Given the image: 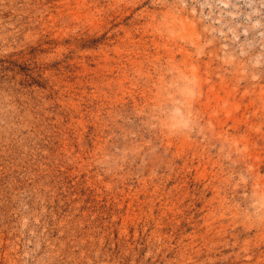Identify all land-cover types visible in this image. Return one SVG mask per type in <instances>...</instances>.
<instances>
[{
	"label": "rangeland",
	"instance_id": "374dc122",
	"mask_svg": "<svg viewBox=\"0 0 264 264\" xmlns=\"http://www.w3.org/2000/svg\"><path fill=\"white\" fill-rule=\"evenodd\" d=\"M0 264H264V0H0Z\"/></svg>",
	"mask_w": 264,
	"mask_h": 264
}]
</instances>
